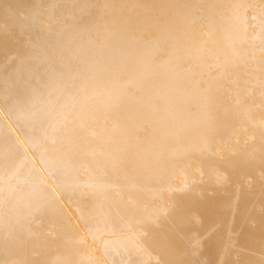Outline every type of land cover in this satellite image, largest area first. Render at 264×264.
<instances>
[{
	"label": "bare ground",
	"instance_id": "1",
	"mask_svg": "<svg viewBox=\"0 0 264 264\" xmlns=\"http://www.w3.org/2000/svg\"><path fill=\"white\" fill-rule=\"evenodd\" d=\"M253 1L260 3L255 17L230 18L224 16L229 7L244 2L0 0V76L7 87L10 79L21 82L6 90V108L19 113V128L12 130L35 166L29 171L24 161L14 171L20 152L0 131V186L13 188L1 196L5 207L0 201V264H210L221 244L218 264H264V180L249 202L241 193L246 189L235 187L248 171L264 173V131L262 141L254 139L264 119L257 95L264 86V0ZM57 18L70 28L58 30ZM248 29L257 34L252 41L242 37ZM45 40L66 60L77 58V70L89 63L94 74L82 87L81 116L58 130L64 140L44 138L36 113L37 105L52 115L58 110L56 103H37L55 94L61 79L48 67ZM221 68L229 76L226 85L219 80ZM100 91L108 95L100 98L98 111L93 98ZM112 111L115 119H101ZM93 120L100 124L98 134L87 135L76 154L65 156L70 130L85 132ZM239 132L248 140L230 144L220 135L238 138ZM25 135L43 140L51 162L61 161L63 181L41 165V150L27 144ZM82 162L87 171L80 170ZM222 163L231 165V177ZM215 181L223 184L214 187ZM57 182L65 185L63 193ZM89 186L105 198L95 194L84 201ZM125 194L141 216L138 225L122 205ZM16 198L20 202L13 204ZM228 211L235 216L233 234L226 232L232 225L224 220ZM34 217L54 222V236ZM207 220L218 227L203 237ZM137 226L142 228L135 232ZM193 228L199 233L191 238ZM95 237L97 247L90 249ZM186 246L192 254L183 256ZM161 248L169 249L171 261L163 263Z\"/></svg>",
	"mask_w": 264,
	"mask_h": 264
},
{
	"label": "rangeland",
	"instance_id": "2",
	"mask_svg": "<svg viewBox=\"0 0 264 264\" xmlns=\"http://www.w3.org/2000/svg\"><path fill=\"white\" fill-rule=\"evenodd\" d=\"M205 1H207V0H205ZM240 1L244 2V3L240 4L238 7H236L235 5L232 6V7L230 6L229 7V11L224 16L232 18L236 13H240L238 16H241L242 14H244V15H247V16H250V17H255L257 11L260 8V3L258 1H253V0H247V1L246 0H240ZM228 4L231 5L230 2H228ZM250 5L252 7V10H250ZM55 21L57 23H62L58 27V30H60L63 27H65L66 30L68 28H70L68 25H66L64 23V19L57 18V19H55ZM46 22H47L46 25H49V24L53 23L54 20L50 19V20H48ZM250 22H255V23L258 24V22L255 20V18H252V20ZM255 34H256L255 30L248 29V30H246V34H243L242 37L246 41H250L249 39H251V41H252L254 39V37H255ZM92 37H93V35H92ZM45 42L47 44L46 43H42L43 44V49L47 50L46 53H47L48 57L50 58L49 62L52 60V63L48 67H50V68L54 67L53 68L54 74L56 75V77L58 79H60V77H61V79H60L59 84H58V86L56 88L57 92L55 94H51L49 97H46V98L44 96H41L44 99H41L37 103L39 104V106H42V105L47 106L48 105L49 107H53L54 103H56V106L58 107L57 108L58 110L55 112L54 115H52V111L48 107H44V108H42L41 111H38V109L40 107L38 108V105H37L36 113L41 115V117H42L41 125L43 127L45 125V129H43L44 138L47 139L48 136H51V137H53L54 140H56V139L64 140L63 136H59L58 130H59L60 127H62V125L64 123L67 124V123H69V122H71V121H73V120H75V119H77V118H79L81 116V113L83 112V108H84L83 98L85 97L84 89L82 87L86 83H90V81L92 80L94 74L92 72L91 67H89V63L88 62H87L88 64H85L82 67V69L79 71V70H77V63H78V67H79L80 61L77 58L74 57V58L66 60L63 57L62 52H59V51L56 50L57 46L53 45L52 42L49 43V41H46V40H45ZM92 43H93V38H92ZM91 58L93 59V57H91ZM27 63H28V66L33 64L30 61H28ZM25 65H26V61L23 63V66H25ZM18 67H20V64L16 66V68H18ZM62 69H63V72H61ZM73 69L76 70V71H73ZM220 72H221V76H219V78H220L219 80H221V82L224 80L225 81L224 84L226 85L228 83V81H226V80H228V78H229V76L227 75L226 69H222L221 68ZM0 83H1L0 84V128L2 129L0 131L3 132V134L7 138V142L10 145L13 144V143L15 144V146L17 147V149L19 150L20 155H21V163L19 161H15L14 171H17L21 167V165H22V163L24 161H29V165H30L29 171H31L32 167H35L34 164H33L32 158L30 157L29 154H27L24 151L23 148H21L19 142L17 141L16 132L13 131L14 129L12 130V126H15V129L19 128L18 127V121L20 120L19 113L13 108H10V109L7 110L6 104H7V101H8L7 100V96L8 95L6 97L4 96L6 94V92H7L6 90L8 89V87H9V89H11L10 87H12V89H13V87H15L17 83H21V82H19V80L10 79V82L8 81L9 85L7 87V84L5 83V78L3 76H0ZM223 85H222V87H223ZM258 86H259V84L256 82L254 84V87H258ZM261 87L263 88L262 91L260 90V92H262V93L259 92L257 94L259 97L262 96L260 99H258V100H261V101L258 102V105H263L264 104V99H263L264 86H261ZM215 89L219 90V89H221V87H216ZM104 95H108V93H104L103 91H100L98 94L94 95L93 101H94V103H95L94 105L96 106V109H98V111H100L102 102L104 101L103 99H100V98L102 96H104ZM89 103H90V101H89ZM111 113H112V117H110V115H107L106 113L102 112L100 114L101 119L104 121L107 118H109L108 120L112 121L113 117L115 119L116 115L114 114L113 111ZM117 120H119V119H117ZM123 121H121L119 123L122 124ZM98 126H100L99 122H95L93 120L92 123L89 125V128L85 132H83V131L75 132L73 129H71L70 130L71 132L69 134L70 135V143L71 144H69V141L66 142L68 145L66 146V151L64 153L65 156H68V155L70 156V155L76 154L79 151V149H80V145L79 144L84 138L87 141L88 138H86V137H88V136L89 137L90 136L93 137V136L97 135L98 131H99V127ZM149 126H150V123L145 125V131L148 130ZM237 126H238V124H237ZM259 127H260L261 130L256 131L255 132V136H254L255 137L254 139L257 142L262 141V135H263V131H264V119H261L259 121ZM119 128H122V127H119ZM220 135H221V137L229 138L230 144H233L238 139H241L243 141L248 140V137H246V135H244L241 132L237 133L238 138L236 136H234V135L229 136L227 133L220 134ZM25 140H26L27 144L32 145L33 148L41 150V152L38 154V158H39V160L41 162V165L44 168L47 167L46 169L51 170L50 174L52 176L58 177V179L60 177V179L63 181L64 177H65L64 172H66V171L63 170V168H61L62 164H61L60 160H55V161L51 162L50 152H47V150L43 147L44 146L43 140H42V144H40L39 143L40 142V138H38L36 136H32V137L29 136L27 138V135H25ZM7 142H4V143L7 144ZM1 145H2V143H1V138H0V146ZM69 146H70V148H69ZM68 148L70 149V152L67 151ZM62 151H64V150L62 149ZM92 155H94V153H92ZM112 161H114V160H112ZM81 164L82 165L80 166V170L81 171H87L88 170L87 164L83 163V162ZM228 166H231V165H225V164L222 163L220 165V169L222 170L223 173L225 172L228 176L231 177L233 175V173L231 172V168L228 167ZM223 170H226V171H223ZM26 172H27V170H26ZM66 175H68V174H66ZM244 175H242V177L240 176V179L236 182L235 187L238 188V189H241V188H245L246 189L244 192H241V193H246L247 194L246 196L249 197V200H247V202H249L250 199L252 198V192L254 193V191L259 189L257 183L260 182L261 178L264 180V176H263L264 173H263V175H261L260 174V169H254V170L248 171ZM39 176L41 177V175H39ZM222 184H223V181L222 182L215 181L214 182V187L220 186ZM57 185L59 187V191L61 193H63L64 192L63 189H64L65 185H63L61 182H57ZM245 186H247V187H245ZM12 189H13L12 188V184L6 185L5 183H3V185L0 186V201H2L4 203V207L6 205V201L3 199L4 197H1V196L5 195V192H9V193L12 192ZM73 192L71 193V195L73 194ZM120 192H121V190H120ZM113 193L116 194L117 192L113 191ZM95 194L99 196L98 199H100V200H103L105 198L99 192L98 189H96L94 187H91V186H89L88 189H87V197L81 196V198L84 201H86L89 198L88 197L89 195H95ZM217 196L220 197L221 195L218 194ZM120 197L122 199L121 202H123L122 205L125 207V211L129 212V213L131 212L132 214L135 215V216H133V215L132 216L134 217V221H136L135 223L138 225V223H140L141 216L137 213L136 209L134 208V203L132 201V198L130 196H128L127 194L122 195ZM74 198L77 199L79 197L77 195H74ZM238 198L239 197L237 196V194L235 192L230 194V201L232 203H234V205H236V203L238 201ZM13 201H14L13 202V204H14L15 202H20V199L16 198ZM58 201L62 202V199L60 198ZM221 201L223 202V200H220V201L217 200L215 202L217 204H220ZM0 211H2V208H0ZM64 212L67 214V209L66 208H64ZM149 215L151 216L150 218L152 219V210L150 211ZM158 218H159V216H158V213H157V219ZM226 218L228 219V221H230L232 223V225L230 227L231 230H228L226 232L229 233V234H233L235 232V225H234L235 216H234V213L233 212L230 213L228 211V213L226 214L224 220ZM211 221L212 220H210V221L207 220V221H205V223H203L201 225L203 228H201V227L200 228L205 230L204 231L205 234L203 235V237L206 234H208V232H210L213 229L218 227V224L216 222H211ZM34 222L45 233H50L51 237L54 236L55 228H56V225H55L54 222H52V221L49 222L48 220L42 219L40 217L38 219H37V217L36 218L34 217ZM82 228H84L86 230V227L84 225H83ZM141 228H142L141 226H137L135 229L133 228V230L135 232H138L137 230H140ZM37 230L38 229H36V231ZM79 233H80V231L78 233H76V234H79ZM198 233H199L198 232V228L196 230H195V228H193L192 232L190 233L191 238H192V234H194L193 236L195 237ZM221 234H222V232H221ZM107 236H110V235H107ZM91 241H92V245L90 246L91 247L90 249H93V248L97 247V242H98L97 237L92 238ZM173 241L175 242V240H173ZM192 243H193V241H192ZM223 248H224V246H223V244H221L220 247L218 248L217 255H215L213 257V260H212V262L210 264H218V260L217 259L219 258V261H220L221 251H222ZM48 249L50 250V247H48ZM186 249H187V251H186ZM182 250H183V256H185V254H187V253H191V251H190L188 246H186ZM169 253H170V251L167 248H161V250L158 251V254H160V255H162L164 257V258L162 257L163 258V263L167 262L168 260L171 261L170 257H167ZM180 253H182V251H180ZM103 255L106 257V251H104ZM194 256H195V254H194ZM194 256L191 257L190 259H188V261L191 260V259H194ZM101 258H102V256H101ZM10 261H11V259H10ZM6 262L9 263L8 260ZM86 264H95V263L91 259H89L86 262ZM199 264H201V263H199Z\"/></svg>",
	"mask_w": 264,
	"mask_h": 264
}]
</instances>
